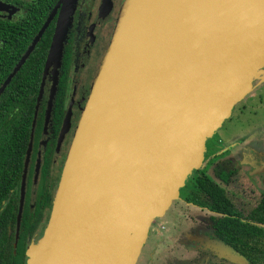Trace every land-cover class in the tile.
Returning a JSON list of instances; mask_svg holds the SVG:
<instances>
[{"label":"water","instance_id":"95a60500","mask_svg":"<svg viewBox=\"0 0 264 264\" xmlns=\"http://www.w3.org/2000/svg\"><path fill=\"white\" fill-rule=\"evenodd\" d=\"M75 3L60 0L51 56ZM262 82L264 0H123L26 264H137L206 143Z\"/></svg>","mask_w":264,"mask_h":264},{"label":"flooded vegetation","instance_id":"af4514ba","mask_svg":"<svg viewBox=\"0 0 264 264\" xmlns=\"http://www.w3.org/2000/svg\"><path fill=\"white\" fill-rule=\"evenodd\" d=\"M122 2L76 0L61 54L56 49L51 56L60 0H0V223L5 230L0 228V264H26L27 249L45 230L75 130L109 45L113 29L111 24L108 30L109 23ZM216 150L206 148L204 160L214 173L217 169L230 173L228 186L239 169L212 160L224 151ZM242 172L256 186L252 173ZM260 190L258 201L246 212L242 203L237 205L239 194L229 187L227 194L248 215L262 198L264 190ZM176 201L183 208L152 223L153 243L170 241V259L192 256L188 263L226 264L207 247L209 240L220 241L213 235L211 213L180 197L171 207ZM150 236L140 263L158 248ZM172 264L180 261L173 258Z\"/></svg>","mask_w":264,"mask_h":264},{"label":"rangeland","instance_id":"374dc122","mask_svg":"<svg viewBox=\"0 0 264 264\" xmlns=\"http://www.w3.org/2000/svg\"><path fill=\"white\" fill-rule=\"evenodd\" d=\"M116 13L117 8H115L114 16L111 18L112 21L108 27L110 30L113 26L110 39L118 17L117 13L115 18ZM252 94L254 98H250L249 95ZM206 148L208 150L217 148L216 151L224 150L212 160L218 164L222 162L224 167L239 169V172L235 171L236 175L232 177L228 185L229 191L239 194L242 201L236 200L237 205L242 203L244 212L251 209L259 199L260 188L264 190V82L257 86L254 84L252 92L234 106L231 116L223 122L220 129L207 142ZM240 169L247 171L249 175L252 173L251 179L258 187L250 184L247 173L245 174ZM207 172L210 176H214V168L208 167ZM178 208H183V204L176 201L166 212L167 217H170L168 214L175 213ZM198 217L203 218V213L199 212ZM165 234L163 233V235ZM152 240L153 237L150 242ZM149 243L146 244L144 251L148 248ZM152 245H154L153 241ZM207 247L218 259H223L226 264H246L245 260L238 256L236 257L243 263L234 261L236 259L235 253L221 241L209 240ZM203 262L204 260H199L195 264L209 263L210 260Z\"/></svg>","mask_w":264,"mask_h":264},{"label":"trees","instance_id":"16d2710c","mask_svg":"<svg viewBox=\"0 0 264 264\" xmlns=\"http://www.w3.org/2000/svg\"><path fill=\"white\" fill-rule=\"evenodd\" d=\"M205 164L204 160L201 168L189 176L180 189V199L208 210L213 235L233 252L249 264H264V193L254 209L244 215L227 194L230 173L217 169L212 177L207 172L210 162ZM0 228L5 232L1 223Z\"/></svg>","mask_w":264,"mask_h":264},{"label":"crops","instance_id":"0c3cea01","mask_svg":"<svg viewBox=\"0 0 264 264\" xmlns=\"http://www.w3.org/2000/svg\"><path fill=\"white\" fill-rule=\"evenodd\" d=\"M150 237L152 238L153 236H150ZM163 241H164V243L162 245L156 244V241H155L154 245H158V248L152 252L151 257L150 258L145 257L146 260L142 261L141 263H140V260H138L139 262H137V264H148L149 262H150V264H172L173 258L177 261H180V264H192V263H188V261L194 260V258H192V256H189L188 258H186L185 256L184 257L173 256V258L170 259L169 255L167 253V250H169L170 246L172 247V244L170 243V241H165L164 239H163ZM165 245H167V246H165ZM171 257H172V255H171Z\"/></svg>","mask_w":264,"mask_h":264}]
</instances>
